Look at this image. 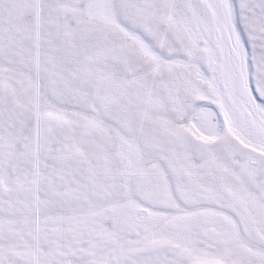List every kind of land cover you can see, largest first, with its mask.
Segmentation results:
<instances>
[{
	"label": "snow or ice",
	"instance_id": "6c2138e0",
	"mask_svg": "<svg viewBox=\"0 0 264 264\" xmlns=\"http://www.w3.org/2000/svg\"><path fill=\"white\" fill-rule=\"evenodd\" d=\"M0 264H264V0H0Z\"/></svg>",
	"mask_w": 264,
	"mask_h": 264
}]
</instances>
